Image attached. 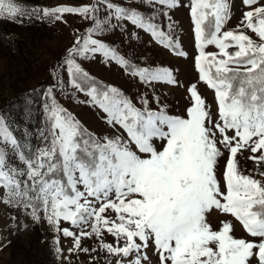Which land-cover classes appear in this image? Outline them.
<instances>
[{
	"label": "snow or ice",
	"instance_id": "1",
	"mask_svg": "<svg viewBox=\"0 0 264 264\" xmlns=\"http://www.w3.org/2000/svg\"><path fill=\"white\" fill-rule=\"evenodd\" d=\"M137 3L152 13L133 6ZM241 3L248 10L226 31L232 17L229 0H188L186 5L198 82L214 92L213 119L196 84L187 89L186 116L170 115L158 97H153L157 108L150 107L146 95L133 102L81 63L99 55L142 84L177 85L170 69L140 67L101 37L114 30L123 33L131 25L185 57L168 15L179 0H132L127 5L94 0L34 9L20 0H0V19L12 22L35 17L67 23L66 14L90 22L83 33L77 30L50 71L56 83L43 94L40 144L25 148L0 116V204L23 209L36 223L46 222L58 258L63 236L72 238L69 253L103 252L106 264H113V258L114 264H151L150 247L158 264H264V171L259 168L264 163V4ZM157 15L170 21L168 31L155 22ZM209 46L217 51H206ZM64 84L104 114L101 119L111 133L91 132L57 101L54 89ZM243 151L252 154L246 159L254 161V173L241 170L237 157ZM213 209L232 220L213 229L206 220ZM233 221L247 238L234 235ZM105 235L114 243L105 242ZM92 238L97 248L82 247L83 239Z\"/></svg>",
	"mask_w": 264,
	"mask_h": 264
},
{
	"label": "rangeland",
	"instance_id": "2",
	"mask_svg": "<svg viewBox=\"0 0 264 264\" xmlns=\"http://www.w3.org/2000/svg\"><path fill=\"white\" fill-rule=\"evenodd\" d=\"M20 2L24 7L34 9L58 4L78 6L93 3L94 0H20ZM114 2L127 5L131 4L132 0H114ZM187 3L188 0H179V6L168 12L173 25L172 36L179 41L181 49L187 53L185 57L175 55L153 41L149 34L134 29L131 25H128L127 31L123 33L114 30L106 32L101 37L140 67L170 69L178 82L177 85L163 82L151 86L142 84L138 79L127 75L115 63L105 64L99 55L92 60L81 61L82 66L100 81L120 89L132 98L133 102L146 95L150 107L157 108L153 97H158L170 115L186 116V108L190 106L187 89L190 85L196 84L213 119H216L214 92L204 83L198 82V72L194 66L197 50ZM229 3L232 17L224 27L225 31L234 29L242 12L248 10L242 5L241 0H229ZM260 3L264 4V0H260ZM133 6L138 7L146 15L153 11L139 3ZM105 15L104 9L101 8L99 17L103 19ZM64 19L67 23H54L50 20H38L35 17L31 19L25 17L23 23L0 19V116L5 118L10 130L25 148L40 144L38 133L44 127L43 94L49 86L56 83V80L50 76L52 67L72 45L75 35L78 34L77 30L83 33L90 26L89 21H82L75 15L66 14ZM155 22L168 31L167 25L170 21L163 15H157ZM133 32L136 35H130ZM253 39H256L254 35ZM206 51L216 52L217 49L209 46ZM61 78L67 80V76L63 73ZM54 93L57 101L91 132L111 133V129L101 119L104 114L98 108L89 106L86 103L88 99L86 96L81 93L73 95L67 84H64L63 88H55ZM156 143L159 147L160 142ZM249 155H252L250 151H243V155L238 154L237 157L240 168L245 174L254 173L256 168L254 161L246 159ZM223 163L224 161L221 160L217 170L218 177L223 170ZM259 168L264 171V163H261ZM206 220L213 229H218L222 220H232V218L213 209L206 214ZM233 223L234 235L237 238H247L240 225L235 221ZM62 227L71 226L63 223ZM71 230L76 231V229ZM53 237L54 234L46 222L36 223L23 209L0 204V264H106V254L103 252L69 253L72 238L63 236L59 245L63 249V255L58 258L54 251ZM104 240L107 243H114L111 235H105ZM82 247L97 248L98 242L95 238L83 239ZM147 251L151 264H158L153 249L150 247Z\"/></svg>",
	"mask_w": 264,
	"mask_h": 264
},
{
	"label": "trees",
	"instance_id": "3",
	"mask_svg": "<svg viewBox=\"0 0 264 264\" xmlns=\"http://www.w3.org/2000/svg\"><path fill=\"white\" fill-rule=\"evenodd\" d=\"M95 77V76H94ZM97 78V77H96ZM98 79V78H97ZM99 80V79H98ZM105 83V82H104ZM105 84H107V83H105Z\"/></svg>",
	"mask_w": 264,
	"mask_h": 264
}]
</instances>
